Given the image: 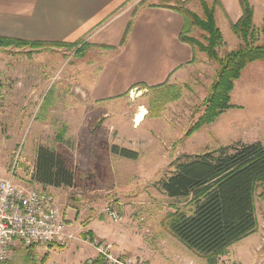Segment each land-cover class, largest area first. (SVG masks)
Returning <instances> with one entry per match:
<instances>
[{"label": "rangeland", "instance_id": "rangeland-1", "mask_svg": "<svg viewBox=\"0 0 264 264\" xmlns=\"http://www.w3.org/2000/svg\"><path fill=\"white\" fill-rule=\"evenodd\" d=\"M191 1L187 7L199 12L198 0ZM263 14L264 1L259 0L256 28ZM218 24L224 43L217 51L222 55L239 39L220 17ZM200 33L194 29L191 34L199 38ZM82 44L40 51L26 46L0 49V178L13 171L18 183L28 182L38 145L65 153L82 176L76 187H50L75 238L52 248L17 247L4 264H83L95 253L78 240L86 238L82 233L88 224L98 235L94 238L110 242L117 254L137 257L145 264H209L177 240L163 222L174 208L189 214L191 205L168 197L156 184L173 170L177 159L187 161L185 155L249 142L253 134H264V60L248 64L235 81L230 93L233 108L186 136L203 111L201 103L217 68L213 60L197 52L201 62L190 68L189 86L176 85L166 96L134 89L123 100L97 104L88 102L82 87L89 80L85 75L96 69L101 48L86 46L84 56H77L76 47ZM178 91L179 97L174 98ZM141 108L147 117L137 124ZM110 144L138 155L111 154L106 146ZM263 187L256 188V229L230 245L215 264H264V199L259 196ZM110 200L119 203V222L102 213Z\"/></svg>", "mask_w": 264, "mask_h": 264}, {"label": "trees", "instance_id": "trees-1", "mask_svg": "<svg viewBox=\"0 0 264 264\" xmlns=\"http://www.w3.org/2000/svg\"><path fill=\"white\" fill-rule=\"evenodd\" d=\"M167 2L184 20L179 39L189 44L194 53H204L217 65L214 80L201 103L203 111L185 133L189 136L234 107L230 102V93L235 81L241 77L248 64L264 60V17L261 25L256 28L250 1L238 0L242 14L230 28L239 43L220 55L217 47L223 44V37L215 19L216 8L221 7L220 1L198 0L199 12L187 7L190 0ZM131 25L132 19L127 23L118 46L90 44L83 39L74 42L32 41L0 36V49L26 46L30 50L40 51L51 47H75L84 43L85 46L82 44V47H76L75 50L77 56L83 57L86 46L105 50L120 47L125 42ZM194 29L201 31L199 38L191 34ZM171 89L174 86L167 83L152 87V91H159L157 93L163 94L162 96H166ZM174 95V98L179 97V91ZM59 136L62 141L63 132ZM106 146L111 154L127 158H136L138 155L136 151L116 144ZM185 157L187 161L177 159L173 163V170L160 179L156 187L168 197L181 198L191 205L190 213L174 208L165 215L163 222L185 247L204 257L209 264H215L216 259L225 254L230 245L246 237L257 227L255 196L258 185L264 186V144L261 141L235 142ZM80 173V169L65 153L46 145L37 146L31 172L32 183L43 187L72 188L82 179ZM259 196L264 199V187ZM82 235L94 238L92 230H87ZM36 246L38 245L25 248L31 251ZM46 246L55 247L52 243ZM99 262L100 258L97 257L92 264Z\"/></svg>", "mask_w": 264, "mask_h": 264}, {"label": "crops", "instance_id": "crops-1", "mask_svg": "<svg viewBox=\"0 0 264 264\" xmlns=\"http://www.w3.org/2000/svg\"><path fill=\"white\" fill-rule=\"evenodd\" d=\"M219 1L217 26L220 28L219 17L229 26L237 22L242 14L238 0ZM249 1L254 9V24L259 0ZM263 17L264 14L260 21ZM130 19L132 25L125 42L116 49H101L95 71L85 75L89 80L82 88L88 102L123 100L129 91L148 92L165 83L187 88L190 68L201 59L197 60V53L179 39L184 20L167 0H0V36L21 40L88 39L96 45L118 46ZM233 42L239 43L237 39ZM250 137L251 142L264 144L263 133ZM58 189L61 188H54ZM88 225L86 229L92 230ZM81 244L83 248L88 246Z\"/></svg>", "mask_w": 264, "mask_h": 264}, {"label": "built area", "instance_id": "built-area-1", "mask_svg": "<svg viewBox=\"0 0 264 264\" xmlns=\"http://www.w3.org/2000/svg\"><path fill=\"white\" fill-rule=\"evenodd\" d=\"M118 205L110 200L102 213L113 222L121 220ZM55 193L50 187L31 182L18 183L13 171L0 178V264L9 261L18 246L57 244L74 239ZM91 246L95 253L87 264L99 257V264H145L137 257L119 255L110 242L96 238L78 239Z\"/></svg>", "mask_w": 264, "mask_h": 264}, {"label": "bare ground", "instance_id": "bare-ground-1", "mask_svg": "<svg viewBox=\"0 0 264 264\" xmlns=\"http://www.w3.org/2000/svg\"><path fill=\"white\" fill-rule=\"evenodd\" d=\"M145 113H146V110L144 108H141L140 111L136 115L135 123H140L141 120L144 118Z\"/></svg>", "mask_w": 264, "mask_h": 264}]
</instances>
